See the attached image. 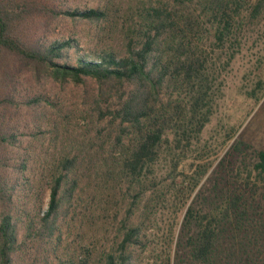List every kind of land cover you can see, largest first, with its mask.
Returning <instances> with one entry per match:
<instances>
[{"label":"trees","instance_id":"1","mask_svg":"<svg viewBox=\"0 0 264 264\" xmlns=\"http://www.w3.org/2000/svg\"><path fill=\"white\" fill-rule=\"evenodd\" d=\"M103 1L0 0V264H142L163 217L159 264H264V151L237 138L208 193L184 164L264 0ZM67 79L94 90L58 149L70 111L28 83Z\"/></svg>","mask_w":264,"mask_h":264},{"label":"rangeland","instance_id":"2","mask_svg":"<svg viewBox=\"0 0 264 264\" xmlns=\"http://www.w3.org/2000/svg\"><path fill=\"white\" fill-rule=\"evenodd\" d=\"M121 1L123 0H115V4H120ZM103 2V0H75V6L90 8ZM72 30H77V33L82 36L79 39L81 49H86L95 43H98L99 46L110 43L108 37L95 35L90 25L80 22L61 21L56 27L55 34L57 37H66L73 32ZM110 36L113 37L114 34ZM241 38L242 48L240 53L237 54L223 73L224 86L218 106L209 123L203 129L195 152L189 155L184 163L186 166H191L192 169L198 164L209 166L206 176L199 185L204 193H208L206 189L211 187V177L217 163L237 138L251 145L253 150L264 151V16L259 21L250 24ZM220 57L221 61L224 62L226 55L222 53ZM45 81L41 80L40 83ZM258 82H262V89L258 88ZM30 83H32L35 90L45 93L56 103L60 102L63 105V112L70 111L65 137L60 135L58 138L56 147L59 149L66 137L72 139L75 132L82 131L84 125L88 122L79 116V111H84L88 106L85 97L92 94L94 89L89 84H75L68 79L64 82L55 83L46 81L40 88L34 85L32 80H29L28 84ZM252 92L256 96H253ZM231 135L233 138L227 142V137ZM46 145L49 146L45 143L43 148H46ZM53 150L54 147H48L49 153L47 154H52ZM37 153L41 157L44 156L39 151ZM251 159L252 156H249L247 162H250ZM47 201L48 198L45 197L43 208L46 207ZM166 220V217L158 219V227H155L153 231L149 230L151 245L146 252L141 254L142 264H159V261L155 259V255L161 250V232L162 229L166 230L167 228ZM180 220L181 214H178L176 217L177 223ZM171 221L172 219H170ZM174 230L176 235L178 228H174ZM173 250L174 244L172 245V256ZM174 262L178 264L177 259H174Z\"/></svg>","mask_w":264,"mask_h":264}]
</instances>
